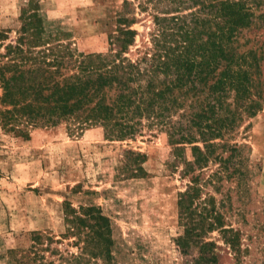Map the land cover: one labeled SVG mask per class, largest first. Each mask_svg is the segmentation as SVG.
I'll list each match as a JSON object with an SVG mask.
<instances>
[{
	"label": "trees",
	"instance_id": "16d2710c",
	"mask_svg": "<svg viewBox=\"0 0 264 264\" xmlns=\"http://www.w3.org/2000/svg\"><path fill=\"white\" fill-rule=\"evenodd\" d=\"M263 8L264 0H123L108 51L81 52L65 32L47 33L39 1L29 0L15 43L4 45L8 31L0 30V125L24 137L61 124L73 133L99 126L120 141L164 132L169 164L189 177L179 196L182 264H219L217 242L206 236L213 231L241 263L242 233L205 187L230 176L229 162L231 174L239 170L241 145L230 140L264 108ZM137 9L151 10L155 28L152 46L133 58ZM124 157L130 176L143 175L144 154ZM214 161L220 168L205 179ZM64 213L63 233L33 231L28 247L9 251L11 263L112 264L113 225L102 208L66 202Z\"/></svg>",
	"mask_w": 264,
	"mask_h": 264
},
{
	"label": "rangeland",
	"instance_id": "374dc122",
	"mask_svg": "<svg viewBox=\"0 0 264 264\" xmlns=\"http://www.w3.org/2000/svg\"><path fill=\"white\" fill-rule=\"evenodd\" d=\"M38 1L47 33L65 32L64 42L81 52L108 51L123 0ZM28 2L0 0V30L8 31L4 45L15 43ZM150 11L136 10L132 27L138 34L130 57L152 46L155 25ZM3 44L0 53L5 52ZM155 132L108 140L102 127L73 133L61 124L32 129L24 137L0 125V264H12L9 251L28 247L33 231L63 233L66 202L75 207L95 204L110 217L112 264H182L176 244L183 232L179 196L189 177L181 175L182 164L172 169L168 137ZM230 141L241 145L235 160L239 170L231 174L229 162L230 176L217 178L205 191L217 198L226 223L241 231L242 247L248 248L243 261H236L218 231L206 236L217 242L219 264H264V108L246 119ZM127 150L145 155L143 175L130 176L124 170ZM186 155L192 159L190 149ZM219 168L218 162H209L203 177L208 179Z\"/></svg>",
	"mask_w": 264,
	"mask_h": 264
}]
</instances>
